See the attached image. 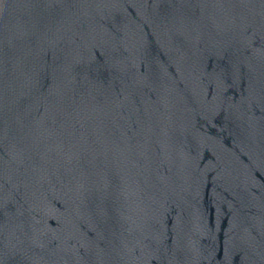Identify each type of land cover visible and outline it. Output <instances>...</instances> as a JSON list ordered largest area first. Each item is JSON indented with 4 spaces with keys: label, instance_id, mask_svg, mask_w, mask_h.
<instances>
[{
    "label": "water",
    "instance_id": "1",
    "mask_svg": "<svg viewBox=\"0 0 264 264\" xmlns=\"http://www.w3.org/2000/svg\"><path fill=\"white\" fill-rule=\"evenodd\" d=\"M0 264H264V0H0Z\"/></svg>",
    "mask_w": 264,
    "mask_h": 264
}]
</instances>
